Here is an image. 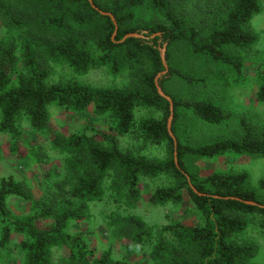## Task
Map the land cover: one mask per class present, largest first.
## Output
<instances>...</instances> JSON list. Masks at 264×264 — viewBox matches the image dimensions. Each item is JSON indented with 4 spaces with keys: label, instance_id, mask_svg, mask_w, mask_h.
I'll return each instance as SVG.
<instances>
[{
    "label": "trees",
    "instance_id": "obj_1",
    "mask_svg": "<svg viewBox=\"0 0 264 264\" xmlns=\"http://www.w3.org/2000/svg\"><path fill=\"white\" fill-rule=\"evenodd\" d=\"M109 15L101 14L89 0H0V16L12 30L25 29L18 42L16 36L0 39V131L18 137V120L28 117L32 128L43 132L50 117V105L56 104L76 113L94 107L97 115L111 114L116 134L93 131L55 134L52 143L65 156L69 180V195L63 200L48 196L36 199L26 180L12 175L0 181V247L5 248L16 235H24L21 247L26 264H129L115 259L111 248L96 255L89 245L85 231L71 233L68 226L89 215V203L100 200L105 193V182L112 176L118 201L136 204L141 196L140 180L168 174L176 181L160 186L151 195V202L163 205L182 203L186 195L204 216V224L186 225L171 222L150 225L137 215L113 214L110 217L111 235L118 240H128L131 245H152L150 258L153 264H258L254 262L257 246L239 242L236 235L244 232L248 222L245 216H260L264 232V197L247 187L248 173L215 171L200 177L191 169L188 156L213 158L227 154H254L264 156V126L256 131L245 120L240 124V139L223 138L211 143L192 145L184 143L176 133L179 107L190 108L200 119L210 124H220L229 118L226 109L208 99L179 98L164 86L175 75L190 83L205 82V78L189 75L170 66L166 70L161 49L166 46V60L171 57V46L186 41L193 51L216 62L231 65L241 77L242 58L227 51L229 46L248 47L257 36L246 25L261 12L262 0H233L234 7L221 25L206 36L175 14L168 0H150L154 8L165 11L168 24L154 23L138 26L126 25L133 19L131 8L148 0H93ZM93 25L102 50L95 58L88 48L80 29ZM131 32L144 37L124 36ZM150 59L152 70L143 76L141 88L94 86L77 80L49 82V61H65L76 72L86 74L91 69L110 64L119 72L123 63ZM163 91L174 102L172 130L177 137V148L168 130L170 101L159 93L156 78ZM263 76V75H262ZM258 96L264 100V76ZM138 106H159L165 109L164 118H144L140 127L156 143L166 142L168 153L164 159H148L124 150L118 135H127L135 125ZM11 149L16 153L14 144ZM177 151V161L176 155ZM46 180L51 177L44 174ZM188 176L190 179H188ZM264 189V179L260 181ZM17 196L32 205L25 215H16L8 205V198ZM255 201L245 203L236 198ZM54 219L48 228L39 225ZM130 245V246H131ZM55 247H66L68 256L56 260Z\"/></svg>",
    "mask_w": 264,
    "mask_h": 264
},
{
    "label": "rangeland",
    "instance_id": "obj_2",
    "mask_svg": "<svg viewBox=\"0 0 264 264\" xmlns=\"http://www.w3.org/2000/svg\"><path fill=\"white\" fill-rule=\"evenodd\" d=\"M168 1L175 14L189 25L196 27L203 36L221 25L234 7L233 0ZM131 10L134 17L126 25L169 23L165 11L154 8L150 0ZM246 26L257 36V41L248 47L229 46L227 48L229 53L239 55L244 62L241 77L231 65L216 62L194 52L186 41H177L171 46L168 64L194 77L205 78V82L190 83L175 75L165 80L166 91L179 98H203L214 101L222 105L229 113L226 121L210 124L197 117L190 108L180 106L175 126L176 133L182 142L201 145L223 138L240 139L243 134L241 120H245L256 131L263 128L264 100L259 98L258 91L264 76V0L261 1V12L255 15ZM79 29V34L87 40L90 53L95 58H99L102 50L97 43L99 34L96 28L93 25H86ZM24 30H12L0 16V39L14 35L20 42L25 34ZM46 65L51 83L77 80L94 86L128 89L141 88L143 76L152 70L151 61L146 56L139 62L126 60L119 72L113 71L109 63L93 68L86 74L76 72L65 61H49ZM158 75L157 79L161 74ZM165 113V109L159 106L136 107L133 131L127 135L117 136L122 149L148 159H164L168 153L166 142L152 141L144 134L140 124L144 118H164ZM114 125L115 121L110 113L99 116L95 113L93 106L85 112L76 113L66 107L50 105L49 122L43 132L34 130L28 117L23 116L17 122L20 134L18 137H14L9 132L0 131V181L3 177L12 175L17 180H26L36 199L48 196L54 200H63L69 195L70 177L67 176L64 154L52 143L53 136L59 133L81 131L89 133L103 131L116 134ZM12 144L16 153L11 149ZM187 161L191 169L200 177L215 171L246 172L248 173L247 187L261 198L264 197V189L260 185V181L264 179V156L250 153L227 154L213 158L188 156ZM45 173L51 177L50 181L46 180ZM112 179V176H109L105 182L104 196L100 200L89 203L88 217L81 221H73L68 226V231L71 233L81 230L86 232L85 237L96 255L111 248L115 259L126 260L129 264H153L150 258L152 245H131L128 240H118L111 235L110 217L116 213L137 215L150 225H165L171 222H182L190 226L204 224V216L187 195L185 201L179 204L168 202L156 205L151 202V195L158 187L176 183V180L168 174L156 177L143 176L139 184L141 196L136 204L118 201ZM8 205L14 214L21 216L28 213L32 204L20 197L10 196ZM245 219L248 222L246 230L235 238L239 242L254 243L257 246V254L253 261L264 264V232L260 226L261 218L249 215L245 216ZM53 224L52 218L39 223L43 228ZM1 237L0 226V239ZM24 238V235H16L5 248L0 247V264H26L25 253L21 247V241ZM68 254L69 250L66 247L53 249L56 260Z\"/></svg>",
    "mask_w": 264,
    "mask_h": 264
},
{
    "label": "water",
    "instance_id": "obj_3",
    "mask_svg": "<svg viewBox=\"0 0 264 264\" xmlns=\"http://www.w3.org/2000/svg\"><path fill=\"white\" fill-rule=\"evenodd\" d=\"M89 1L91 2L92 6H93L95 9H97L101 14H103V15H109V16L112 18V20H113V22H114V24H115V30H114V33H113V35H112V38L115 39V36H116V34H117V32H118V28H119L118 21H117V18L115 17V15H114L112 12L105 11V10L99 8V7L94 3L93 0H89ZM132 36H134V37H144V35H143L142 33L131 32V33L126 34V35L124 36V38H123L121 41H124L126 38H128V37H132ZM161 54H162V58H163V62H164L165 68H166V70H168L169 65H168V62H167V60H166V46H164V48L161 49ZM158 76H159V75H158ZM158 76H157V78H158ZM157 78H156V84H157V88H158L157 91H159V93H160L161 95H163L164 97H166V98L170 101V115H169V118H168V130H169V133L171 134V136L173 137L174 142H175V147L177 148V144H178V142H177V137H176V135L174 134V132H173V130H172V121H173V118H174V102H173V100H172V99H171V98L165 93V91H163V88H162V86L159 84ZM176 153H177V151L174 153V154L176 155V161H177V154H176ZM177 163H178V161H177ZM188 179H190L189 176H188ZM236 199H238V200H240V201H243V202H245V203H247V204H248V203H250V204H256L255 201H250V200L247 201V200H245V199L238 198V197H237Z\"/></svg>",
    "mask_w": 264,
    "mask_h": 264
}]
</instances>
